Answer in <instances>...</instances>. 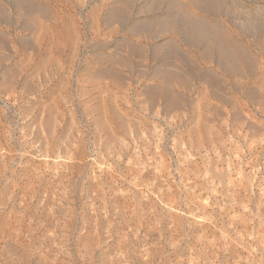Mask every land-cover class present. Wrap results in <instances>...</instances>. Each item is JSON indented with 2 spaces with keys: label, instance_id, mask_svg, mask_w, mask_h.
Instances as JSON below:
<instances>
[{
  "label": "rangeland",
  "instance_id": "rangeland-1",
  "mask_svg": "<svg viewBox=\"0 0 264 264\" xmlns=\"http://www.w3.org/2000/svg\"><path fill=\"white\" fill-rule=\"evenodd\" d=\"M0 264H264V0H0Z\"/></svg>",
  "mask_w": 264,
  "mask_h": 264
}]
</instances>
